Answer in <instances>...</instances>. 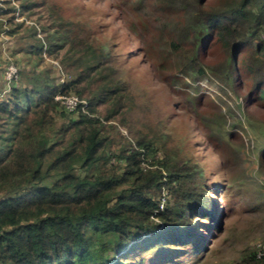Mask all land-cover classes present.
I'll return each instance as SVG.
<instances>
[{"label": "trees", "instance_id": "1", "mask_svg": "<svg viewBox=\"0 0 264 264\" xmlns=\"http://www.w3.org/2000/svg\"><path fill=\"white\" fill-rule=\"evenodd\" d=\"M79 1L0 0L7 34L31 31L35 61L27 83L12 79L0 100V264H128L121 259L165 243L198 254L206 246L196 233L215 217L202 168L165 146L173 134L162 117L151 133L135 127L119 49L104 42L102 13L71 22ZM117 1L124 17L148 1L173 19L153 26L166 34L159 56L173 73L209 74L264 109V0ZM74 54L91 57L62 83L35 70L47 60L70 69ZM58 95L80 102L68 111ZM246 255L264 264L256 251Z\"/></svg>", "mask_w": 264, "mask_h": 264}, {"label": "rangeland", "instance_id": "2", "mask_svg": "<svg viewBox=\"0 0 264 264\" xmlns=\"http://www.w3.org/2000/svg\"><path fill=\"white\" fill-rule=\"evenodd\" d=\"M79 2L81 7L73 5L75 15L71 22L85 23L102 13L99 29L103 31L104 42L119 49V75L130 85L127 103L135 127L151 133L156 131L158 117H162L168 132L173 134L165 146L180 149L197 160L215 212L212 226L196 233L206 246L200 253H193V245L184 247L183 252H178L182 246L174 247L169 243L145 245L121 262L257 264L247 262L246 252L257 251L264 244V157H261L264 154V109L261 104H245L246 91L233 92L209 74L193 80L173 73L171 61L159 56L165 47L166 34L153 26L160 22L162 27L170 28L175 22L158 12L155 3L145 1L142 9L124 17L116 9L117 0ZM106 11L110 12L109 17ZM7 30L5 23L0 22V100L7 96L11 84L5 77L8 68L14 66L16 84L25 85L35 62L30 55L31 31L10 36ZM114 32L115 37L110 42L108 37ZM251 32L248 31V36ZM126 42L129 43L127 48ZM251 43L254 46L255 42ZM124 54L127 57H122ZM81 55L72 56L74 63L70 69L47 60L35 70H50V76L60 83L61 77L69 80L71 73L79 69L78 64L85 65L91 57V54ZM197 98L201 102L203 99L198 110L195 108ZM162 154L160 149L158 155Z\"/></svg>", "mask_w": 264, "mask_h": 264}, {"label": "built area", "instance_id": "3", "mask_svg": "<svg viewBox=\"0 0 264 264\" xmlns=\"http://www.w3.org/2000/svg\"><path fill=\"white\" fill-rule=\"evenodd\" d=\"M6 80L8 81V83L11 82L12 79H14L16 77V71L14 70V66H10L8 68V72L6 73ZM64 80L63 78L60 79V82L62 83ZM56 99L61 102V104L65 107L66 110L68 111H72L76 108L77 104L80 102L79 99L77 98V96L75 95H68V96H64V95H58L56 97ZM83 103V102H82ZM257 257H264V244L261 245L258 249H257Z\"/></svg>", "mask_w": 264, "mask_h": 264}]
</instances>
